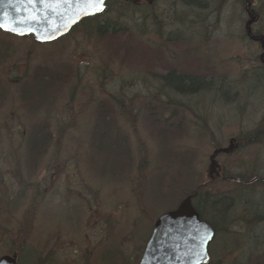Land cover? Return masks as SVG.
<instances>
[{
  "label": "rangeland",
  "instance_id": "1",
  "mask_svg": "<svg viewBox=\"0 0 264 264\" xmlns=\"http://www.w3.org/2000/svg\"><path fill=\"white\" fill-rule=\"evenodd\" d=\"M123 2L99 16L127 27L118 33L86 22L58 42L35 43L0 29L4 74L29 64L21 80L0 84V256L17 252L14 232L24 227L31 257L17 264H135L157 217L203 184L264 201V181H239L264 178V137L216 157L227 179L209 172L214 150L245 139L264 115L263 49L247 36V3ZM257 9L264 34V4ZM39 65L49 66L50 82H28ZM172 68L213 86L179 94L154 78ZM238 200L227 229L216 221L212 259L264 264V220H241L250 212Z\"/></svg>",
  "mask_w": 264,
  "mask_h": 264
},
{
  "label": "water",
  "instance_id": "2",
  "mask_svg": "<svg viewBox=\"0 0 264 264\" xmlns=\"http://www.w3.org/2000/svg\"><path fill=\"white\" fill-rule=\"evenodd\" d=\"M88 0H0V24L4 30L17 35L34 34L36 40L54 41L67 33L86 17L100 14ZM254 21H247V28ZM14 29V30H11ZM23 33V34H20ZM264 58V37L261 36ZM235 138L227 147L216 149L211 155V165L216 164V154L234 149ZM194 193L186 195L173 209L160 215L138 264H205L210 259L209 245L215 236L212 225L201 218L194 205ZM18 254H3L0 264H17Z\"/></svg>",
  "mask_w": 264,
  "mask_h": 264
},
{
  "label": "trees",
  "instance_id": "3",
  "mask_svg": "<svg viewBox=\"0 0 264 264\" xmlns=\"http://www.w3.org/2000/svg\"><path fill=\"white\" fill-rule=\"evenodd\" d=\"M192 1L193 2H189L187 4H193V5L200 6V7H206L207 5V1L205 2L203 0H192ZM240 1H243V3L245 4L244 0H240ZM210 2H213V0H210ZM261 2L264 4V0H261ZM123 3L124 5H127L130 2L128 3L123 2ZM109 5L110 3L108 4V6ZM219 5L220 3L218 4V6ZM86 21H88L89 23L95 24L94 26H92V28L94 31H97L99 34H104L108 32L118 33V32H121L122 30H126L125 28H127L126 26L122 24H118L117 21H112L110 18H106L105 20H100L96 16H92V17L86 18ZM163 80H165L166 82L165 85L168 86V88L174 91H177L179 94H183V95L197 94L202 85H204V87H207V89H211V87L213 86L210 81H207L203 77L201 78V77L193 76L191 74H186V73L175 74L173 72H170L163 76ZM24 98H28V96L26 97L24 96ZM263 137H264V115H263V118L260 120V123L256 126V128L252 132H248V134L246 135V138L243 140L244 141L247 140L251 142V139L252 140L254 139V141L256 142H261ZM43 140H44L43 136L38 135L37 141L42 142ZM262 181H264V178L260 177L259 182H262ZM212 185L213 184L208 185V188H207V186L203 184L192 191H188L189 192L188 194H191V193L195 194L194 195L195 207L200 212L201 217L210 222V224L213 226L216 232V235H217L220 229L217 227L216 221H218V225L220 226L225 225L223 229H227V224L233 221V219L231 220V218L229 220L228 208L238 198L236 199V195L232 193L231 188H228V190L225 191L226 193H222L221 189L216 190L214 189V187L209 188ZM252 195L254 194H251V193H248L247 195L243 194V197L241 199L245 200L247 197L249 198V196H252ZM241 199L239 201H241ZM237 203L239 204V202ZM248 204H251L254 208H256L255 203L248 202ZM207 212L211 213L214 220L211 217H208V216L206 217ZM30 227L31 226H29V228ZM24 230H26V228L19 226L18 230L14 232L17 237L14 238V241L12 242V244L14 245L13 249L17 251L19 254L20 262L22 260H28L31 257L30 254H28L29 250L27 249L28 241L24 239V235H28V232L24 233ZM216 235H215L214 240L211 243V250H210L211 258L209 262L206 264H219L218 261L214 262V260L212 259V248H213L215 239L217 237ZM242 236L243 235H241L240 237ZM235 237L236 236L231 234V240L234 239L235 241H237ZM262 254L264 256V250ZM39 260L40 259L35 258V263L45 264L43 262L44 260L42 261H39ZM258 264H263V263H258Z\"/></svg>",
  "mask_w": 264,
  "mask_h": 264
},
{
  "label": "flooded vegetation",
  "instance_id": "4",
  "mask_svg": "<svg viewBox=\"0 0 264 264\" xmlns=\"http://www.w3.org/2000/svg\"><path fill=\"white\" fill-rule=\"evenodd\" d=\"M109 1H111V0H109ZM125 1H127V2H133V3L138 4L140 6L148 7V6H151L152 4H154L158 0H125ZM161 1H167V2L176 3L179 0H161ZM183 1H185L186 3L193 2L192 0H190V1L189 0H183ZM203 1L205 2L207 0H203ZM244 2L247 3V5L245 7V10H246V13H247V15L249 17V20L251 18H254V20H255L253 22V25L251 26L250 29L247 28V26H246V33H247L248 38L251 39L253 42H255L256 43V46H258L259 44H262V41L260 40V37L264 35L263 33H261L260 31L257 30V27L255 25L259 21V18H260V15L258 13L257 6L261 2V0H244ZM100 15H96V17L99 19V16ZM86 22H88V21H86V18L83 19L74 28H72V30L68 34H70L71 32L75 31L77 27H79L80 25H82L83 23H86ZM88 24H91V23L88 22ZM0 29L2 31H4V32L14 34L13 32H10L8 30H4L1 27H0ZM88 34H92V30H88ZM14 35H16V34H14ZM67 35H65V36H67ZM16 36H19V35H16ZM26 36H28V35H26ZM65 36H63V37H61V38H59V39H57L55 41H52V42H56V41L58 42V41L62 40V38H64ZM31 37L34 39L33 41L35 43L36 42L37 43L40 42V41H38V40L35 39V37H34L33 34H31ZM1 42H2V40H0V84L1 85H6L5 83H8V82H11L12 83L14 81L17 82V81L21 80L20 78L22 76H21L20 69H21L22 66H20V65L18 66L17 64H15L14 67H15L16 72H14L13 69H11V68H9V70H7V68H6V71H5L6 75L4 74V72L2 70V68L4 67V65H3V62H4L3 56L6 55V53L8 52V48L9 47L8 46H5L4 48L1 47L2 46ZM40 43H46V42H40ZM34 45L35 44H32V46H34ZM33 51L34 50L32 48H30V49H28L27 53L29 55H32V52ZM260 58H261V56H260ZM39 68L43 69L41 75L35 76V75L32 74L31 75L32 77H31V79H28V82H31V81L37 82V81H39L42 78H45V80H48L50 82V80H51V78L49 77L50 72L47 71V69H49V66L47 67L45 65L44 66L39 65ZM17 69H18V71H17ZM21 70H22V74H27V71L29 70V64H28V62L24 66V69H21ZM87 70H88V68L87 69L85 68V71H87ZM25 71H26V73H25ZM170 72H173L175 74H180V72H178L176 69L172 68L169 71H167L165 74H162V73L161 74H154V75H156L154 78L156 80L158 79L161 82H164V84H165L166 82H165V80H163V76L166 75V74H168V73H170ZM66 73H67V70H66ZM59 74H60V72H59ZM55 78L56 77H54L53 79L56 80ZM60 80L61 81H58V82L61 84L63 78H61ZM91 87L94 88L93 85H91ZM24 92H25V89H24ZM156 93L157 94H152V95L153 96L158 95V92H156ZM37 95L42 96L38 92H37ZM23 96H26V94H23ZM46 126L47 125L45 123H43V126L42 127H46ZM45 134H46V132H45ZM45 134H43V138H46V135ZM232 138H235L234 143L237 146L236 148H238L240 146V144L242 142H244V141H242L243 140V136L237 135V136L231 137V139ZM221 148L222 147H218L216 149H221ZM221 153L230 154L231 152H219L218 154H216V156H218ZM226 169H227L226 167H224L223 165H221L217 161L215 165H210L209 172H210L211 177H215V175H217L219 178H222V179H225L226 178L227 179V175H226V172H225ZM214 173H215V175H214ZM259 178H260V176H258V175L255 174V176L252 177L250 180L249 179H246V178L242 179L240 177L239 178V181L242 180L243 182H245L247 184H250V183L257 184L258 181H259ZM252 194H254V195L249 196V198L247 197L245 200H243V199H241L243 197V194L240 193L239 194L240 197L238 196V198H239V200L241 199V201H239L237 199L238 200L237 202H239V204H241L242 212H244V211L250 212V214H247V213L241 214V220H250L252 222V227H253L257 223H259L261 220H264V204H263L264 201L263 200L260 201L258 199L259 197H257L254 192H252ZM248 202L255 203L256 204V208H254L251 204H248ZM149 235H151V233ZM215 235H216V232H215ZM149 237L150 236H148L147 239H145V241H144L145 243L143 245V249H142V251L140 253V256L138 257L137 261L135 262V264H138L139 261L141 260V257H142V255L144 253V250L146 248V244H147V241H148ZM214 238H215V236H214ZM214 238L212 239V241L214 240ZM212 241H211V243H212ZM254 241H256V240L254 239ZM211 243H210V246H209V252L211 250ZM116 249L118 250V253H121L123 255V251L121 249H119L117 247H116ZM210 257H211V255H210ZM96 258L98 259V255L96 256Z\"/></svg>",
  "mask_w": 264,
  "mask_h": 264
},
{
  "label": "snow or ice",
  "instance_id": "5",
  "mask_svg": "<svg viewBox=\"0 0 264 264\" xmlns=\"http://www.w3.org/2000/svg\"><path fill=\"white\" fill-rule=\"evenodd\" d=\"M89 5L93 8H96L98 11H101L103 9L104 0H88ZM0 27H4L3 24H0ZM14 30V29H11ZM23 34V33H20Z\"/></svg>",
  "mask_w": 264,
  "mask_h": 264
},
{
  "label": "bare ground",
  "instance_id": "6",
  "mask_svg": "<svg viewBox=\"0 0 264 264\" xmlns=\"http://www.w3.org/2000/svg\"><path fill=\"white\" fill-rule=\"evenodd\" d=\"M248 193H251V194H252V192H251L250 190H249V191H247L246 195H247Z\"/></svg>",
  "mask_w": 264,
  "mask_h": 264
}]
</instances>
